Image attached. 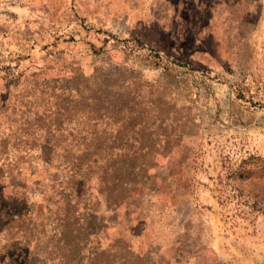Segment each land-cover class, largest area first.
Segmentation results:
<instances>
[{"label":"rangeland","instance_id":"obj_1","mask_svg":"<svg viewBox=\"0 0 264 264\" xmlns=\"http://www.w3.org/2000/svg\"><path fill=\"white\" fill-rule=\"evenodd\" d=\"M7 5L0 264H264V0Z\"/></svg>","mask_w":264,"mask_h":264},{"label":"crops","instance_id":"obj_2","mask_svg":"<svg viewBox=\"0 0 264 264\" xmlns=\"http://www.w3.org/2000/svg\"><path fill=\"white\" fill-rule=\"evenodd\" d=\"M18 1H26V2H31V3L32 2H35L36 5H38V2H39V0H18ZM14 2H16V0H14V1H12V0H0V24H2L1 23V20H3V18L6 16V13L4 14V17H3V14L1 15V11L3 10L4 6L6 8H8V5L7 4L14 3ZM2 25H4V24H2ZM4 34H2V30L0 29V51H2L1 50L2 47L7 44V42H6L7 39H5V35ZM31 43H32V39H31ZM0 56H1V52H0ZM17 56H19V55H17ZM17 56H13V57H17Z\"/></svg>","mask_w":264,"mask_h":264},{"label":"trees","instance_id":"obj_3","mask_svg":"<svg viewBox=\"0 0 264 264\" xmlns=\"http://www.w3.org/2000/svg\"><path fill=\"white\" fill-rule=\"evenodd\" d=\"M44 146H46V145H44ZM45 148V147H44Z\"/></svg>","mask_w":264,"mask_h":264}]
</instances>
